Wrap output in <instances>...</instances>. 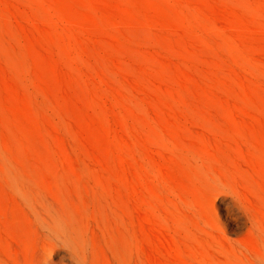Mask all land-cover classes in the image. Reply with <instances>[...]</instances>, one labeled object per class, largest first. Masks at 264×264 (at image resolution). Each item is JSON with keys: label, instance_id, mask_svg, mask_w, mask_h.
<instances>
[{"label": "rangeland", "instance_id": "obj_1", "mask_svg": "<svg viewBox=\"0 0 264 264\" xmlns=\"http://www.w3.org/2000/svg\"><path fill=\"white\" fill-rule=\"evenodd\" d=\"M0 264H264V0H0Z\"/></svg>", "mask_w": 264, "mask_h": 264}]
</instances>
